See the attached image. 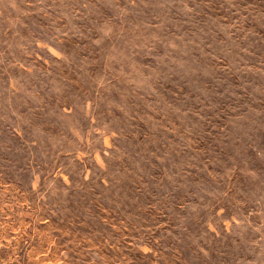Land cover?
Here are the masks:
<instances>
[{
    "label": "rangeland",
    "instance_id": "374dc122",
    "mask_svg": "<svg viewBox=\"0 0 264 264\" xmlns=\"http://www.w3.org/2000/svg\"><path fill=\"white\" fill-rule=\"evenodd\" d=\"M0 264H264V0H0Z\"/></svg>",
    "mask_w": 264,
    "mask_h": 264
}]
</instances>
